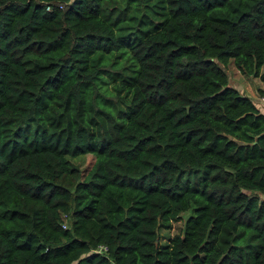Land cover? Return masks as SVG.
<instances>
[{
    "label": "trees",
    "instance_id": "trees-1",
    "mask_svg": "<svg viewBox=\"0 0 264 264\" xmlns=\"http://www.w3.org/2000/svg\"><path fill=\"white\" fill-rule=\"evenodd\" d=\"M228 61L264 77V0H0V264H264Z\"/></svg>",
    "mask_w": 264,
    "mask_h": 264
},
{
    "label": "rangeland",
    "instance_id": "rangeland-1",
    "mask_svg": "<svg viewBox=\"0 0 264 264\" xmlns=\"http://www.w3.org/2000/svg\"><path fill=\"white\" fill-rule=\"evenodd\" d=\"M225 71L228 78V85L236 89L238 88L240 92H242L243 89L246 93L245 92L242 93L247 94L254 102V105H258L259 109L263 110L264 104H261V102L259 101V97L256 94L257 93L259 94V91L257 89L264 90V77L262 78L260 76L243 75L234 68L231 61H228L226 63ZM259 72L264 74V64L260 67ZM261 94L262 96H264V92ZM72 161L82 171H86L87 169L90 168L93 162V157L90 154H84L72 159ZM186 213L185 212L182 213L179 219L171 221L170 226L167 229L159 230L160 242H164L169 236L178 233L181 230L182 222Z\"/></svg>",
    "mask_w": 264,
    "mask_h": 264
},
{
    "label": "built area",
    "instance_id": "built-area-1",
    "mask_svg": "<svg viewBox=\"0 0 264 264\" xmlns=\"http://www.w3.org/2000/svg\"><path fill=\"white\" fill-rule=\"evenodd\" d=\"M46 8H48V7H46ZM259 97V101L261 102V104H264V96H258ZM258 109H259V106L258 105H255ZM104 250H106V246L105 245H98L95 249H94V251H97V252H99V251H104Z\"/></svg>",
    "mask_w": 264,
    "mask_h": 264
},
{
    "label": "crops",
    "instance_id": "crops-1",
    "mask_svg": "<svg viewBox=\"0 0 264 264\" xmlns=\"http://www.w3.org/2000/svg\"><path fill=\"white\" fill-rule=\"evenodd\" d=\"M257 88H259V87H257ZM238 89V88H237ZM242 92H245L243 89H242ZM246 93V92H245ZM247 95V94H246ZM256 95H258V94H256ZM248 96V95H247ZM259 96V95H258Z\"/></svg>",
    "mask_w": 264,
    "mask_h": 264
}]
</instances>
